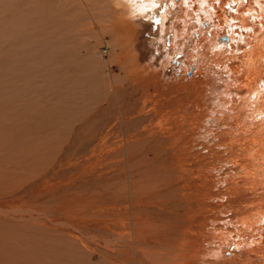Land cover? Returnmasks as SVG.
<instances>
[{"label": "bare ground", "instance_id": "6f19581e", "mask_svg": "<svg viewBox=\"0 0 264 264\" xmlns=\"http://www.w3.org/2000/svg\"><path fill=\"white\" fill-rule=\"evenodd\" d=\"M61 1L30 4L18 22L20 47L16 54L9 52L21 75L28 74L29 64H43L39 55L44 45L56 53L60 49L55 48L60 24L48 32L43 24L47 19L55 24L51 13L62 10ZM80 2L86 12L93 10L86 1ZM118 2L120 7L114 6V0H100L98 9L110 18L109 28L119 38L120 51L125 49L127 32L136 28L135 19L149 16L164 4L161 28L165 35L176 2L180 10L173 22L177 32L171 51H182L178 49L182 41H186L184 48L193 46L185 63L188 69L180 72L181 84L170 86L167 96L144 98L139 109L153 113L152 120L148 122L140 112L143 125L138 123L132 131L120 129L119 133L116 126L106 127L90 149V157L60 162L53 170L49 181L57 180L66 169L80 171L78 177L55 183L54 190L71 187L77 178L100 184L96 196L60 210L71 244L85 258L96 254L102 264H197L198 257L203 264H238V257L264 264V0ZM8 23L5 27L10 30L14 22ZM32 28L39 32L37 36L33 32L34 40L27 32ZM31 42L33 48L27 47ZM87 48L82 54L93 78L102 81L104 93H116L110 64L92 60ZM114 49L107 45L96 52L108 56ZM125 53L121 52L120 62L132 61L130 69H124L126 79L156 86L160 73L146 79L143 72L137 73L133 51ZM172 58L170 52L168 66ZM189 66H193L192 78L186 84ZM118 119L125 126V118ZM197 143L201 148L195 151Z\"/></svg>", "mask_w": 264, "mask_h": 264}, {"label": "rangeland", "instance_id": "374dc122", "mask_svg": "<svg viewBox=\"0 0 264 264\" xmlns=\"http://www.w3.org/2000/svg\"><path fill=\"white\" fill-rule=\"evenodd\" d=\"M18 1L3 0V9L0 10V264H72L76 260L79 264H84L85 260H89L86 264H102L96 254L85 258L86 255L75 249L68 235L67 221L60 212L67 209L69 204L80 206L77 200L96 196L99 182L77 178L70 188L53 189L55 183H65L72 177L80 176L78 169L63 170L57 180H49L60 162L82 161L90 157V149L101 140L100 136L106 127L116 126V131L120 133V129L123 132L132 131V128L138 127V123L139 126L143 125L139 108L144 98L167 96L170 86L181 84L180 72L189 62L193 45L187 44L184 48L186 41H182L178 48L182 51H171L172 40L177 32L173 22L177 20L180 4L175 0L178 9L175 8V14L171 16L173 19L170 17L172 21L169 19L167 22L168 32L165 35L162 34L161 26L167 5L151 11L149 16L136 18L134 33L127 32L125 49L120 51L121 46L116 44L119 38L109 28L110 18L98 9L102 5L100 0H83L93 9L90 12L81 7V0H60L63 11H53L51 16L55 24H51L52 19H47L43 30L48 32L47 29L52 26L57 30V23L60 24L61 33L55 48L60 46L61 50L58 48L56 53L50 46L44 45L39 55L44 58L40 60L44 61L43 64L38 63L37 67L34 63L29 64L28 74L21 75L15 62L10 60V55L16 54L20 47L18 42L22 28L18 22L22 21L29 7L53 1L59 4L60 1ZM51 16L49 14L48 18ZM9 20L18 25L13 23V27L7 30L5 26ZM94 26L100 27L98 32L93 30ZM27 32L33 40L39 34L35 28ZM191 34L197 36L198 32L192 31ZM33 43L27 47L33 48ZM107 45L115 49L108 56L98 55L97 49ZM85 47H88L87 52H91L92 60L101 61L102 65L104 62L110 64L116 93H104L102 81L98 79L97 82L93 78L88 60L82 54ZM129 49L133 51L137 73L143 72L146 79L151 74L156 77L160 73L156 86L145 81L137 84L131 81L132 78L126 79L124 69H130L132 61L127 59L121 63L119 58L121 52L126 54L125 51ZM170 52L173 58L168 66L166 62ZM51 56H56V59L53 60ZM47 59H51L50 62ZM192 68L187 71L186 84L192 78ZM125 81L128 83L123 85ZM147 112L148 109L141 114H146L149 122L154 115ZM118 118H125L127 128L121 125V119ZM198 148L201 145L194 144L193 149L196 151ZM45 181L49 182L45 187H40ZM199 258L195 263L203 264ZM238 260V264H252L245 257H238Z\"/></svg>", "mask_w": 264, "mask_h": 264}, {"label": "clouds", "instance_id": "9594fccd", "mask_svg": "<svg viewBox=\"0 0 264 264\" xmlns=\"http://www.w3.org/2000/svg\"><path fill=\"white\" fill-rule=\"evenodd\" d=\"M114 6L115 7H120V4H119L118 0H114Z\"/></svg>", "mask_w": 264, "mask_h": 264}]
</instances>
